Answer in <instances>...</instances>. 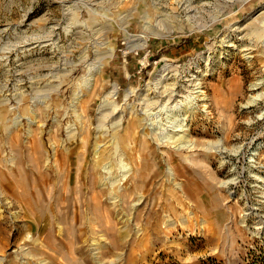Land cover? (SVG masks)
<instances>
[{"label": "rangeland", "instance_id": "rangeland-1", "mask_svg": "<svg viewBox=\"0 0 264 264\" xmlns=\"http://www.w3.org/2000/svg\"><path fill=\"white\" fill-rule=\"evenodd\" d=\"M158 31L167 36H155ZM139 36H148L146 47L130 49ZM95 41L105 43L106 55L113 47L114 56L105 59L104 80L82 126L70 105L75 81L86 74L82 52L88 50L92 60ZM72 63L80 64L38 105L31 138L51 161L58 145L72 151L75 161L86 149L84 138L89 140L88 160L81 156L86 174L96 157L98 104L116 83L117 111H124L126 125L115 143L109 129L100 150L118 179L121 162L142 163L140 186L125 206L120 197L108 198L116 223L109 234L107 218L88 198L82 220L70 215L61 223V192L41 201L50 219L59 221L54 229L26 220L0 194V264H264V0H0V174L6 172L7 182L15 156L28 159L31 152L27 117L33 98L43 100L50 80L58 84V70ZM165 66L164 85L174 82L182 89L193 80L201 88L191 86L187 99L145 111L141 104L155 96ZM127 90H133L128 102ZM142 117L144 129L160 133L172 123L184 124L195 148L148 140L138 122ZM133 120L136 125L126 128ZM79 167L74 162L73 178Z\"/></svg>", "mask_w": 264, "mask_h": 264}, {"label": "bare ground", "instance_id": "bare-ground-1", "mask_svg": "<svg viewBox=\"0 0 264 264\" xmlns=\"http://www.w3.org/2000/svg\"><path fill=\"white\" fill-rule=\"evenodd\" d=\"M148 22H149V20H148ZM159 22H160V20H159ZM92 34L94 35V33H92ZM154 34H155V36H158V37L167 36L164 33L159 32V31L154 32ZM97 35H98V33H97ZM138 38H139V43L134 44V45H130V49L146 47V45L148 43V36H139ZM97 39H99V38H97ZM93 45H94L93 46L94 57L92 58V60H91V57H92L91 53L88 50H86V51L83 50L84 52H82L83 54L81 55L82 59H80L81 60L80 63L85 68L86 74L84 76H82L79 80L75 81V90H74L73 97L71 100V105H70L71 111L75 115L74 117H76L77 121H80L82 126L87 124V123H85V120L84 121L82 120V118L85 115H89V112H88L89 109L88 108L92 105L93 101L96 98V93H97L98 88L100 87V85H99L100 82L102 80H104V69H105V64H106L105 59L106 58L107 59L112 58L114 56V48L113 47H111L110 53L108 55H106L103 51V49L105 47V43L95 41V43ZM67 64H68V62H67ZM78 65H77V63H72L71 68H65L66 65H64L63 69H59V70L57 69L59 74L57 76H54V77H57L58 79H60L59 83L55 85L54 84L55 82L52 83V81L50 80L48 91L46 92V94L44 93L45 95L40 96V98H43V100L33 98L34 101L30 105V116L27 117L28 118L27 119L28 125H29V128L27 130V135L29 138H27V139H30L31 137L34 136L33 130H35V129H33V128H32L33 130L31 129V124H34L36 122L35 119L38 116L37 114H39L37 112L38 111L37 110L38 105H43L44 102H46L48 100L49 92L58 91L59 87L63 84V81H61L62 77H69V75H71L73 72H75L76 68H78L77 67ZM53 68H55V67H53ZM167 69H168V67L165 66L163 68L161 74L158 75V78L156 79V83L154 84V86H155L157 92L155 91V96L153 98H147L146 100L142 99L143 103L141 105L143 107V110H145V111L150 110V109L152 110V109H155L159 106H161L162 109L167 108L169 105L173 104L177 98L189 97L190 95L187 93H189V89L191 86L193 87V89L195 88L197 90L199 88H201L200 84H202V83H200L198 81H193V80H188L190 82V84L188 86H185L186 88L182 87V89L177 87V84L174 82L173 83H167L166 85H164L165 82H168L167 78H166L168 76V73H166ZM55 70H56V68H55ZM149 89L151 90L150 87H149ZM132 93H133V90H127L125 92L124 99L126 102H128V100L131 99L130 97H131ZM195 93H197L198 94L197 96H199V97H201L203 95V92L201 93L200 91H196ZM200 93H201V95H200ZM118 95H119V87L115 83L112 85L111 90L105 96H103V98H101V100L99 101L98 109H97V120L99 122L98 127H97V132L99 135L96 139V157H95L94 162L91 163V165L89 166V171L88 172L86 171V174H85V172H83V165H84L83 163L84 162L83 161L81 162V159H82L81 156H83L84 160L85 159L88 160V158H89V156H88L89 155L88 145L90 144V141L89 140L87 141L84 138L85 136L83 137L84 138V140H83L84 145L82 146V149L83 150L85 148L86 149L84 150V153H81L80 155L75 156V158L78 157V159L74 158L75 161L73 160L76 164H79V166H80L79 171H77L78 173L76 174V176L74 178H73L74 162L72 161V156H73L72 154L73 153H72V151L69 152V150H68V152H64L62 150V148L61 149L59 148V145L57 144V142H56V144L58 146L56 147V151L54 150L55 155H54V160H52V161L49 158V156L45 157V155H42L43 152H45L42 150L43 148L41 149V151H43V152L42 153L40 152L39 146H38L39 144L37 143L38 142L37 138H35V139L31 138L32 146L30 147L31 152L29 151L30 154L28 156V159H26V158L24 159L22 156H20L19 155L20 152L18 151L19 156L18 155L15 156V157H17V160L15 159L16 163L13 161L15 166H14V168H12L13 166L11 167V171H12L11 175H12L13 179L12 178H10V179L12 181L7 182L8 177L6 178V176H7L6 172H5V174H0V194H2L1 196H3L4 198L8 199V201L10 200L11 205L9 207L11 209L12 208H19L20 209V212H19L20 216H22L26 220H32V223H35L38 226L42 222H47L46 224L48 225L49 228H54L55 225H57V223L59 221H60L59 223H61V220L64 217L67 218V216L70 217V215H72L71 218L74 221L76 218H78V220H82L84 217V213H83V209H82L83 200L85 198H88V200H86V201H88L89 204L93 206L95 211L102 212L103 217L107 218L106 221L108 222L107 223L108 225L105 226L106 229L104 230L106 232V234L107 233L109 234L112 232L113 227H116V223L112 224L113 222L110 220L111 216H112L111 212H110L111 208L109 209V206H108L109 204H108L107 200L111 196H113L114 199L120 197L119 201L120 200L122 201L123 206L127 205V203L130 202L131 198L136 194V190H138V188L140 186V182L138 179H139V177H141L140 168H141V164H142V163L136 161L135 164H133L132 166L131 165L129 166L128 164H130V163L127 162L128 164H123L124 161L121 162L120 166H119V169H120L119 172L121 175H120V178L118 179L117 176L113 177L114 176L113 174L115 173L114 172L115 167L113 166V164H111L112 162L111 163L105 162V159H104L105 150L104 151L100 150L101 147H103V145H101V144L103 142V139L105 138V136L109 132V129H112V131L114 133L113 134V140L112 139L111 140H112V143H115V139H117V138H115V135L119 134L121 132V129L124 128V126L126 125L124 111L121 113L117 111ZM58 96H60V95H58ZM86 96L88 97V99H85ZM203 99H204V97H203ZM19 100H20V97H19ZM141 102H139V103H141ZM188 103H190V102H188ZM44 108L45 109L48 108V105L46 104ZM15 119H16L15 123H13V124H15V127L16 126L18 127L20 125V117L18 116ZM25 119H26V117H25ZM144 119L145 118L142 117L138 120V122L140 121L139 123H141L140 125H141V127H143V129L145 126V124L143 123ZM12 120H13V118H12ZM169 122H170V120H169ZM136 123L137 122H135L134 120L131 123L129 121L127 123L126 128H129L130 126H135ZM158 123H160V122H158ZM172 124L173 125H171V126H167V128L164 129L162 131V133H160V131L158 132V131H155V129H150L147 127V130L144 129L145 131H147V132L144 131L146 133L145 136L150 141L155 140L158 143L161 142L162 144L167 143L168 145H174V147H177V149H185L186 148V149L193 150L195 148V146H193V141L191 142V140L189 139V137H187V134L185 133L188 131V129L184 128L185 125L184 124L182 125L181 123H177V124L172 123ZM107 125H110V126L107 127ZM39 127H41V126H39ZM153 128H154V126H153ZM11 129H13V127ZM54 131H56V130H54ZM58 131H59V129H58ZM76 131H77L76 129L71 130L72 136H70V135L69 136L72 139L76 138ZM165 131H166V133H165ZM18 132H19V130H18ZM180 133H182V134H180ZM83 134H84V132H83ZM56 136H58V135H56ZM142 137L143 136L141 135V138ZM110 138H112V137H110ZM58 139H59V136H58ZM72 139H70V141H73ZM144 139H145V137H144ZM148 140L145 142L148 143ZM14 142H15L14 143L15 147L16 146L19 147L22 145V143L19 142L18 140L14 139ZM39 142H41V141L39 140ZM54 142H55V140L53 141L52 145L54 144ZM20 143H21V145H20ZM26 143H24V144H26ZM28 144H30V143H28ZM163 146H165V145H163ZM41 147H42V145H41ZM14 149H16V148H14ZM144 149H146V148H144ZM198 149H199V147H198ZM73 152H74V150H73ZM117 152H119V151H117ZM0 153H1V151H0ZM118 155H120V154H118ZM123 156H125V154ZM111 159L113 160L115 158L112 156ZM120 160H121V158H119V161ZM26 162L29 163L27 165H30V174L26 173V171H25L26 170V168H25ZM47 162H48V165H45V163H47ZM114 162H116V161H114ZM51 164H54V166L52 167ZM50 166H51V168L54 169V171H50V169H51ZM100 167H101V169H100ZM117 174H118V171H117ZM4 175H6V176H4ZM8 175H9V173H8ZM31 181L33 183H31ZM26 183H27V185H26ZM59 183H60V187H59ZM126 184L127 185L130 184L129 187L125 186ZM57 191L61 192V195H63V196H60L62 198V200H60V202H58L59 205H58L57 212H56V215L58 216L59 221L55 222V219L53 221L50 219V216L47 212L48 206L45 207L44 203L41 201H44L47 198L48 199L53 198L52 196L54 195L55 192L57 193ZM84 192L89 193V195L84 194ZM141 192H142V190H141ZM36 194H37V199H38V200L36 199V201H37L38 205L34 202V198H36L34 196ZM55 195H57V194H55ZM55 195H54V198H55ZM39 197H40V199H39ZM73 198H74V203H73ZM104 198L106 200H104ZM140 201H138V202H140ZM5 206H7V205H5ZM72 206H74V211L71 210ZM36 207H38L39 210H37V211L39 212L40 215H36L37 214V212L35 211ZM84 208H85V206H84ZM1 216H3V215L1 214ZM53 216H55V213L53 214ZM119 218H120V216H119ZM128 220L129 219H127V221ZM130 220H129V222H130ZM74 221H72V224L74 223ZM124 227H126V226H124ZM59 228H60L61 233L64 232L65 228L63 226H60ZM32 232L33 231L31 230L30 231L31 236L33 234Z\"/></svg>", "mask_w": 264, "mask_h": 264}, {"label": "trees", "instance_id": "trees-1", "mask_svg": "<svg viewBox=\"0 0 264 264\" xmlns=\"http://www.w3.org/2000/svg\"><path fill=\"white\" fill-rule=\"evenodd\" d=\"M123 80H125V79H123ZM123 80H122V81H123ZM120 85H121V83H120Z\"/></svg>", "mask_w": 264, "mask_h": 264}, {"label": "built area", "instance_id": "built-area-1", "mask_svg": "<svg viewBox=\"0 0 264 264\" xmlns=\"http://www.w3.org/2000/svg\"><path fill=\"white\" fill-rule=\"evenodd\" d=\"M137 54H139V53L137 52Z\"/></svg>", "mask_w": 264, "mask_h": 264}]
</instances>
